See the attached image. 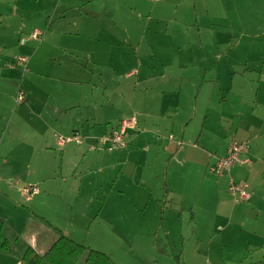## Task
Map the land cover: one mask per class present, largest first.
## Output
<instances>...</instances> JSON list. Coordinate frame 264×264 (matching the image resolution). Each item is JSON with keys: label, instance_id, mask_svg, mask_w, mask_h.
I'll return each mask as SVG.
<instances>
[{"label": "rangeland", "instance_id": "obj_1", "mask_svg": "<svg viewBox=\"0 0 264 264\" xmlns=\"http://www.w3.org/2000/svg\"><path fill=\"white\" fill-rule=\"evenodd\" d=\"M193 1H96L112 16L118 41L125 39L120 29L135 26L137 34L148 26L141 53H155L160 63L168 62L169 70L146 80L144 69L129 82L111 77L110 69L102 77L95 75L97 105L83 113L95 119L90 124L101 123L95 126L98 132L133 113L147 119V109L152 117L136 128L138 120L130 134L128 130L123 148L101 145L104 132L94 136L99 152L93 154L102 152L99 158L89 154L92 137L80 134L82 144L68 145L73 148L57 170L59 164L49 162L50 155L32 153L42 143L34 138L42 127L27 109L41 114L44 103L59 100L63 88L57 66L64 62L55 61L63 47L58 29L40 22L42 10L58 0H0V216L22 235L17 242L14 230L3 222V233L15 247L12 253L0 250V264H27L22 261L27 234L37 230L32 221L108 255L112 264H264V126L251 142L239 141L245 148L230 171H212L233 139L226 130L233 126L236 132L240 124L253 122L256 128L264 120V0H196L198 13ZM74 4L83 2L70 0L67 5ZM196 17L201 33L192 26ZM36 30L49 33L50 48L45 40L20 47ZM96 47L107 53L104 44ZM117 49L115 57L129 52ZM19 57L28 60L29 72L19 65ZM33 58L36 64L31 66ZM206 68L210 82L202 88ZM87 75L93 76L90 70ZM47 90H52V98ZM165 98L177 104L180 118L191 117L184 124L178 120V129L186 128L194 145L175 141L168 132L170 120L161 119L157 108ZM239 109L250 111L238 120L234 115ZM9 121L11 131L3 139ZM87 123L83 129L90 131ZM157 128L161 137L154 133ZM58 147L53 155L59 159L63 147ZM232 179L237 185L248 184L252 200L235 202ZM30 186L38 187L40 196L28 201L20 192ZM86 259L79 264H89Z\"/></svg>", "mask_w": 264, "mask_h": 264}, {"label": "crops", "instance_id": "obj_2", "mask_svg": "<svg viewBox=\"0 0 264 264\" xmlns=\"http://www.w3.org/2000/svg\"><path fill=\"white\" fill-rule=\"evenodd\" d=\"M56 1V0H52ZM64 0H58V3L56 6L50 7L47 10L44 9L42 20L40 22H45L50 28H56L58 29L59 36L61 38V46L62 47V55L55 58V61L61 62L63 60L64 66L62 64H58V73H59V80L63 82L61 88V93L64 96H59V100L56 101H48L44 103V108H42V113H36L34 108L27 109L30 114L39 120L37 121V126L42 127L40 129L41 135L34 136L35 140L42 141V143L39 145V147L36 150H33L32 153H36L37 157H47L51 156L52 159H49V162H52L53 164H59V166L56 168L57 170L60 167V162L63 160V158L66 156V152H70L71 145L74 144H68L62 148V157L57 158L54 157L53 153L55 152V148H59L56 142V135H66L69 136L71 134L79 133L82 135L91 136L92 139H89L88 142L90 144L95 145V137L99 135L101 132L107 133L111 132L114 129H116L121 121H124L126 119L134 116L138 122L136 128H139V125H141L144 120H149L151 116L150 110H145L146 114L149 118L147 119H141V117H138L133 113L132 117H124L115 125L112 126L111 129L105 128L101 132H98L95 126L101 125L100 124H90L89 121H92L95 123V119L93 117L88 116L86 113H83V110L86 108H90V106L97 105V102H94L95 99V91L100 90L98 88L97 84H93L95 75H100V77L103 76V71H106L107 69H110L114 71V74L111 77L119 76L118 80L121 81H131L134 77L138 78V75L141 73V70L145 71L144 78L146 80L153 79L155 77H161L164 75V71H167L168 62L161 60L162 63L159 62V60L156 58L155 53H147L146 55H143L141 53V49L143 47V43L145 42V36H146V29L147 27H141L139 33L135 34L133 33V29L135 26H131L129 28L120 29L119 31L122 32V34L125 36L124 41H118L114 37V29L116 24L114 23V20L111 15H107L106 7H98L96 4L97 0H81L83 4L77 5H67L68 2L66 1L63 5L62 2ZM77 0H74L76 2ZM107 1V0H102ZM73 2V0H72ZM162 2L159 1L158 3ZM194 4V10L195 13H198L197 9L199 8L198 3L196 0L193 1ZM106 6V5H105ZM135 8H130V10H134ZM193 10V11H194ZM105 11V12H104ZM102 16H105V20H100ZM46 19V21H45ZM188 19L186 23L189 21ZM195 24L194 26L197 30V33H201V27H199V17H196L194 20ZM46 25V26H47ZM191 26V23H189ZM38 28V27H37ZM42 28V27H41ZM50 28H47L49 30ZM42 34V39L40 41L47 42V48L50 38H48L49 33L46 34L45 32H42L40 30H36ZM189 35V33H188ZM198 39L202 40V35L198 36ZM28 42H39L36 40H33L30 38V35L27 36V38L20 42V47L26 46ZM105 45V50L107 53H102V49H100L101 52H97V45ZM135 45L137 46V49H135ZM89 46H93L89 48ZM148 47L152 48L150 45ZM172 47H175L174 45ZM115 48H118L116 51H129L128 53H119L118 57H115L114 54L116 53L114 51ZM171 55V52L168 53ZM172 56V55H171ZM173 59H176L175 56H172ZM35 58V57H34ZM31 60V66H34L35 59ZM206 60V59H205ZM146 67V68H145ZM161 69V71H158ZM207 69V68H206ZM90 70L91 74L93 76H88L87 71ZM29 72V70H28ZM156 72V73H155ZM161 72V73H157ZM205 77L203 78V85L204 87L205 83L210 82L208 80V69L204 70ZM246 74V73H245ZM37 76H42L40 73H36ZM64 76V77H61ZM64 78V79H63ZM140 83V80L137 79V82L135 83V91L138 89V84ZM73 88L78 89L79 93L75 92ZM94 88V89H93ZM148 89V88H147ZM83 90V92H82ZM105 93H108V88L105 86L104 89ZM233 89H231L232 91ZM90 92V93H89ZM48 98L53 97L52 90L46 91ZM83 93V94H82ZM56 96V94H55ZM106 96V95H105ZM165 96V94H163ZM124 96L121 97V99ZM107 98V97H106ZM53 103V104H52ZM103 106V105H102ZM156 107V106H155ZM158 108V114L161 115V119L163 120H170L169 125L171 126V130L168 132H172L173 138L175 141L182 140V141H188L191 142L193 145L195 141H192V136H186V128H184L183 131L178 129V120H185L183 122L187 123L188 120H190V116L182 119L179 117L178 114V106L176 103H169L168 99L165 98V100H160L157 104ZM247 111H242L241 109L237 110V115L233 114L234 117H237L239 120L243 115L249 114ZM222 119H224L225 112L223 109H221ZM257 110L253 109L252 114L254 115ZM256 118V117H255ZM88 119V120H86ZM79 120H83V123L80 124ZM237 120V121H238ZM84 121H87L88 130L83 129L84 128ZM207 122V121H206ZM260 126L256 127L254 126L253 122L252 124H240L237 128V131L234 132L232 127H230L229 131L226 129V133L228 136H233L232 140L234 141H250L255 137V134L257 130L260 127L264 126V120H259ZM11 123H7L6 129L3 131V139L7 136L8 132L11 131ZM1 125V123H0ZM2 126V125H1ZM153 126H159V125H153ZM234 126H237V123L234 124ZM251 126V127H250ZM134 128V131L136 130ZM255 128V130H254ZM133 131V129H130ZM129 130V134L130 131ZM254 131V132H253ZM176 132V133H175ZM103 133V134H104ZM155 135L157 137H161V130L156 129L154 131ZM175 133V135H174ZM14 139V137H13ZM232 140L230 142H232ZM133 141V139H132ZM199 139L197 140V144H199ZM226 144V149L224 152L222 159L226 157L229 147L231 146V143ZM131 142L130 144H132ZM193 146L194 148H197L199 145ZM129 146V143H128ZM128 148V147H127ZM74 150V149H73ZM123 151V150H121ZM97 150H91L89 154L98 153ZM94 157L99 158L102 157V152L99 154H93ZM114 155V154H113ZM220 158V159H221ZM129 159V157H128ZM27 164V167L32 166L31 162H25ZM168 180V178H167ZM167 184V183H166ZM169 187V186H168ZM122 193V192H121ZM23 194L20 192V195ZM37 196H40L38 194ZM252 200V198H251ZM29 201V200H28ZM14 204H16L13 201ZM19 204V203H18ZM18 206V205H17ZM257 212L259 210L258 207L252 208ZM7 223L6 219L4 220L3 217L0 216V223ZM3 223V224H4ZM34 227L37 228L36 231L30 232V234H27L28 237V246L26 245L25 249L28 250V248H32L37 254L42 255L44 254L60 237L54 229L44 224H39L38 222H33ZM11 230H14L15 237L17 239V242L20 241V238H22V235L19 233L17 227L15 225H9ZM5 238L9 241L12 248L15 247V244L12 243V241L6 237ZM19 236V239H18Z\"/></svg>", "mask_w": 264, "mask_h": 264}, {"label": "built area", "instance_id": "obj_3", "mask_svg": "<svg viewBox=\"0 0 264 264\" xmlns=\"http://www.w3.org/2000/svg\"><path fill=\"white\" fill-rule=\"evenodd\" d=\"M160 1V0H156ZM30 38L36 41H40L43 37L42 34L38 31L34 32L30 35ZM17 61L20 63L19 65L25 68V71H28L27 63L28 60L25 57H19ZM27 62V63H26ZM26 63V64H25ZM25 64V65H24ZM23 101V96H19V102ZM137 124V120L133 117L130 120L121 121L116 129L113 131L102 135L99 138V143L101 145H105L111 143L112 146H118L119 148H123L126 145V139L128 137V130L135 127ZM58 146L64 147L68 144L81 145L83 142V138L79 133H75L72 137H63L61 135H56ZM92 139V138H90ZM95 144L98 142V139L95 138ZM91 150H95L93 144L91 145ZM245 148L244 142L233 141L231 143L230 149L228 151V155L219 159L215 166L212 168V171L217 173L218 175H222L225 171H230L231 166L236 162V158L238 154ZM231 192L235 199L237 198L236 203H240L239 200L249 202L251 200V194L249 193L248 184L245 185H237L235 181L231 180ZM40 193V190L36 186H30L23 189V194L27 200H31L33 197L37 196Z\"/></svg>", "mask_w": 264, "mask_h": 264}, {"label": "trees", "instance_id": "obj_4", "mask_svg": "<svg viewBox=\"0 0 264 264\" xmlns=\"http://www.w3.org/2000/svg\"><path fill=\"white\" fill-rule=\"evenodd\" d=\"M57 139V138H56ZM40 194V193H39ZM27 200V199H26ZM0 223V250L12 253V246L4 236V227ZM87 255L89 264H112L113 260L108 255L85 247L77 241L61 236L44 254H37L28 248L23 257L27 264H79L83 256Z\"/></svg>", "mask_w": 264, "mask_h": 264}]
</instances>
